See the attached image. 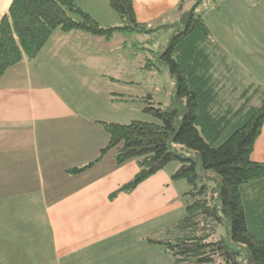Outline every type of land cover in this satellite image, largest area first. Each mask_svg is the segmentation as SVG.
<instances>
[{
    "label": "trees",
    "instance_id": "16d2710c",
    "mask_svg": "<svg viewBox=\"0 0 264 264\" xmlns=\"http://www.w3.org/2000/svg\"><path fill=\"white\" fill-rule=\"evenodd\" d=\"M203 1L183 10L176 21L148 29L137 19L133 0H108L121 19L119 26L102 25L79 0H12L0 20V82L25 57L35 58L57 29L106 39L161 27L174 30L157 61L147 58L144 65L147 70L168 68L176 89L170 106L163 109L147 102L145 111L158 121L101 122L109 143L98 160L116 149L119 163L134 158L139 166L134 179L111 197L133 191L169 163L180 161L172 177L192 186L177 225L180 232L174 239L150 241L166 244L176 264H264V161L252 159L264 126V96L260 105H253L247 88L239 107L224 104L205 48L212 33L197 11ZM261 87L258 84L254 92ZM133 97L119 93L114 99Z\"/></svg>",
    "mask_w": 264,
    "mask_h": 264
},
{
    "label": "rangeland",
    "instance_id": "374dc122",
    "mask_svg": "<svg viewBox=\"0 0 264 264\" xmlns=\"http://www.w3.org/2000/svg\"><path fill=\"white\" fill-rule=\"evenodd\" d=\"M260 1L259 7L256 6L258 0H205L198 6L197 11L203 15L212 33L205 48L211 59L212 74L222 86L225 105L229 103L239 107L243 103L241 95L247 88L253 105H260L264 96V81L258 80L264 77V0ZM80 2L91 9V14L102 25H121L119 15L109 6L108 0H79ZM197 2L198 0H182V11L192 9ZM179 13L180 9H175L150 20L146 23L148 29L176 21L181 16ZM173 32L171 28L161 27L156 31L117 33L115 40L118 44L112 48L113 56L108 60L103 53V63L92 75L95 79L85 80L73 73L74 77L69 78L68 83L64 82V85L68 84L66 88L71 90L66 89L73 105L77 102V106L87 107L86 119L96 117L95 119L119 123H129L133 119L158 121L152 113L145 111L147 102L153 101L155 106L168 108L176 90L175 83L165 65H159V69L153 70H147L144 65L147 58L157 61L158 53L164 50ZM87 73L84 70L78 74ZM254 84H261L263 87L255 93L253 88L257 85ZM110 89L117 94L134 97L126 100L113 99V102L105 104ZM116 93H113V97L117 96ZM148 95L151 99H148ZM87 122L83 129L70 128L63 132L57 130L51 139L57 146H52L50 153H61L62 147H70V150L68 148L62 153L66 155L69 150L70 156L76 155L77 158L100 155L109 141V135L99 123ZM74 133L78 134L79 144L70 142L69 137L76 136ZM32 137L27 136L29 140ZM62 142L66 145L63 146ZM116 154V149L108 151L103 164L94 169L101 170L95 173L87 171L89 173L83 179H102L103 176L100 175L106 171L109 172L106 175L111 176L110 181L99 182V213L95 217L94 231L71 240L72 255L64 259V264H117L118 256L127 249V254H124L126 259H122L121 263L134 264L137 253L132 245L134 240L143 243L144 264H176L166 244L150 240L174 239L180 232L177 225L185 215V207L190 200V195L186 193L192 188L187 180L172 177L180 168L181 162L175 160L141 182L133 191L119 192L111 197L123 184L134 179L139 171L136 159L119 163ZM20 178L24 179V176ZM8 183L6 178V184ZM80 183L81 181L78 182ZM17 212L19 214L16 217L22 220L23 240L34 239L32 236L38 235V232L30 219L36 215L42 216L41 210L36 211L23 203ZM31 252L25 259L28 262L22 259L21 262L26 264L41 258L39 252Z\"/></svg>",
    "mask_w": 264,
    "mask_h": 264
},
{
    "label": "crops",
    "instance_id": "0c3cea01",
    "mask_svg": "<svg viewBox=\"0 0 264 264\" xmlns=\"http://www.w3.org/2000/svg\"><path fill=\"white\" fill-rule=\"evenodd\" d=\"M11 2L12 0H0V18L9 11ZM133 2L137 19L143 23L175 9L182 12V0ZM260 4L261 1L258 0L256 6L259 7ZM82 7L92 13L85 5ZM115 39L116 36L106 39L86 31L57 29L35 58L25 57L9 68L1 78L0 262L24 264L21 259L24 261L34 250L35 254H41V258L26 264H64V259L72 255L71 240L94 231L95 217L99 213V182L110 181L111 176L106 175L109 174L106 171L100 175L103 176L102 179H83L89 173L87 171L95 173L101 170L94 169L103 164L107 154L100 160V152L95 157L77 158L76 155L70 156V147H62V151L59 149L61 153H50L52 146H57L51 139L57 130L63 132L70 128L83 129L87 126V121L90 124L99 123L103 127L101 122L104 119H86L87 107L77 106V102L73 105L67 93L70 88L67 89L66 86L69 78L74 77L73 73L85 80L95 79L92 75L103 63V53L108 60L113 56L112 48L118 44ZM84 70L88 72L86 75L78 74ZM258 80L264 81V77ZM64 82H67L66 85ZM113 93L116 92L112 89L108 91L105 104L113 102ZM28 135L33 137L29 140ZM74 135L76 136L73 138L69 137L70 142L79 144L78 134ZM7 136L13 138H6ZM68 148L64 155L62 152ZM11 151L14 153L11 154ZM252 159L264 161V126L255 143ZM92 162V165L86 167ZM75 167L86 168L74 173L71 168ZM14 182L18 183L11 186ZM23 203L42 212V216L36 215L30 219L38 232V235L32 236L34 239L23 240L21 234L22 220L16 215ZM132 245L137 252L134 264H144L143 243L134 240ZM124 254L118 256L117 264H122V259H126Z\"/></svg>",
    "mask_w": 264,
    "mask_h": 264
}]
</instances>
